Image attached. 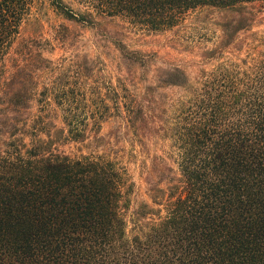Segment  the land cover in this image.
I'll return each instance as SVG.
<instances>
[{
  "label": "trees",
  "instance_id": "1",
  "mask_svg": "<svg viewBox=\"0 0 264 264\" xmlns=\"http://www.w3.org/2000/svg\"><path fill=\"white\" fill-rule=\"evenodd\" d=\"M51 2L67 20L116 18L150 33L217 11L223 33L211 48L199 44L194 71L177 67L175 123L158 125L139 107L120 113L132 143L142 145L147 133L170 142L147 179L148 200L104 144L101 154L59 152L51 124L22 117L27 93L9 98L0 120V264H264V32H252L264 0H79L78 13ZM32 6L0 0V81L8 62L11 76H31L19 61L30 55L20 36ZM228 50L244 55L226 57Z\"/></svg>",
  "mask_w": 264,
  "mask_h": 264
},
{
  "label": "rangeland",
  "instance_id": "2",
  "mask_svg": "<svg viewBox=\"0 0 264 264\" xmlns=\"http://www.w3.org/2000/svg\"><path fill=\"white\" fill-rule=\"evenodd\" d=\"M62 2L72 13L84 11L79 0ZM255 8L261 9L260 4ZM263 17L264 13L253 22L252 32H264ZM223 23L224 14L204 10L189 14L178 27L150 33L116 18L95 17L92 24L67 20L51 0H33L20 36L27 40L30 55L19 61L20 67L31 69V76L20 72L11 76L12 64H6L7 73L0 81L4 101L0 120L2 110L12 108L9 98L19 91L27 93L26 107L20 105L27 111L23 118L29 113L27 125L51 124L46 132L54 148L71 156L92 149L101 154L104 144L110 159H116L134 184L139 200H148L147 179L156 177L158 158L166 159L172 151L170 142L147 133L142 145L132 143L133 136L121 128L120 113L139 107L158 125L175 123L178 92L171 83L177 84V67L187 65L194 71L203 60L199 44L211 48L218 43ZM242 39L239 33L235 43ZM225 55L238 56L230 50ZM9 117L18 120L15 114ZM5 129L0 125V131ZM46 132L41 131V138L49 139ZM77 132L83 134L82 142L73 140ZM30 134L28 130L26 143Z\"/></svg>",
  "mask_w": 264,
  "mask_h": 264
}]
</instances>
